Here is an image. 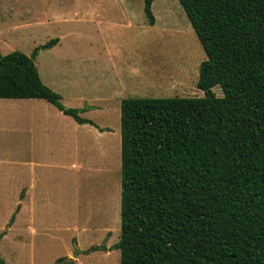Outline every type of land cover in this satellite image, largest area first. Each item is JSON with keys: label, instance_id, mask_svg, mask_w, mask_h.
Segmentation results:
<instances>
[{"label": "rangeland", "instance_id": "1", "mask_svg": "<svg viewBox=\"0 0 264 264\" xmlns=\"http://www.w3.org/2000/svg\"><path fill=\"white\" fill-rule=\"evenodd\" d=\"M151 9L152 25L144 0H0L1 53L30 55L58 38L34 57L40 78L93 122L44 99H0L6 264H119L120 101L203 96L206 55L178 0H153Z\"/></svg>", "mask_w": 264, "mask_h": 264}, {"label": "trees", "instance_id": "2", "mask_svg": "<svg viewBox=\"0 0 264 264\" xmlns=\"http://www.w3.org/2000/svg\"><path fill=\"white\" fill-rule=\"evenodd\" d=\"M178 2L206 55L203 96L121 99L113 248L119 264H264V0ZM57 42L0 51V98L44 99L93 124L40 78L34 57Z\"/></svg>", "mask_w": 264, "mask_h": 264}, {"label": "crops", "instance_id": "3", "mask_svg": "<svg viewBox=\"0 0 264 264\" xmlns=\"http://www.w3.org/2000/svg\"><path fill=\"white\" fill-rule=\"evenodd\" d=\"M59 41V39H58ZM58 43V42H57ZM46 71H52V70H55L56 72H60L61 69L60 68H57V67H50L49 65V62H46V65H45V68H44ZM53 72V71H52ZM115 94H118V95H121L122 94V91H117L115 92ZM0 99H14V98H0ZM2 127V126H1ZM4 196V195H3Z\"/></svg>", "mask_w": 264, "mask_h": 264}, {"label": "water", "instance_id": "4", "mask_svg": "<svg viewBox=\"0 0 264 264\" xmlns=\"http://www.w3.org/2000/svg\"><path fill=\"white\" fill-rule=\"evenodd\" d=\"M77 252H82V249L77 248V250L72 254V257H75ZM60 263H61V261H58L57 264H60Z\"/></svg>", "mask_w": 264, "mask_h": 264}]
</instances>
